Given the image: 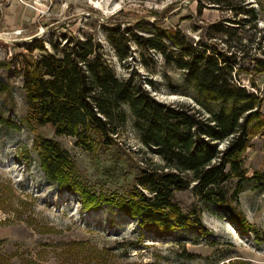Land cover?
<instances>
[{
  "label": "rangeland",
  "instance_id": "1",
  "mask_svg": "<svg viewBox=\"0 0 264 264\" xmlns=\"http://www.w3.org/2000/svg\"><path fill=\"white\" fill-rule=\"evenodd\" d=\"M229 1L234 7L253 9L256 20L250 15L234 17L208 0H0V264H264V185L245 183L239 203L232 205L258 230L260 239L253 232L240 233L226 213L203 202L190 188L176 192L174 200L184 213L196 210L209 235L180 229L158 240L112 205L84 211L78 193L62 191L46 179L34 146L37 137L57 141L74 161L81 186L97 196L123 197L136 184L148 157L141 153L145 149L127 106L129 122L115 144L105 147L94 136L90 150L72 137L56 135L50 125L28 121L25 61L44 54L40 43L52 52L70 36L93 37L119 78L134 76L160 102L195 105L183 71L135 45L127 60L120 61L107 29L120 25L144 36L157 28L178 29L198 41L208 25L246 18L242 38L248 46L243 51L251 59L262 57L264 0ZM241 64V81L263 99L264 114V74L253 73L250 60ZM243 160L248 178L264 174L263 131L252 138ZM226 189L231 191L233 185ZM77 244L80 252H68ZM91 251L102 258L95 260Z\"/></svg>",
  "mask_w": 264,
  "mask_h": 264
},
{
  "label": "trees",
  "instance_id": "2",
  "mask_svg": "<svg viewBox=\"0 0 264 264\" xmlns=\"http://www.w3.org/2000/svg\"><path fill=\"white\" fill-rule=\"evenodd\" d=\"M208 1L234 17L250 15L256 20L253 9L234 7L229 0ZM247 22L243 18L213 23L198 41L178 29L157 28L149 36L120 25L107 29L120 61L127 60L135 45L183 71L194 90L195 105L160 102L134 76L119 78L93 37H65L52 52L40 43L44 54L25 61L23 70L28 121L50 125L56 135L72 137L90 150L94 136L105 147L115 144L129 122L127 106L145 149L141 153L148 156L132 190L107 198L79 184L74 161L57 141L37 137L34 146L46 179L62 191L78 193L84 211L112 205L158 240L180 229L209 235L201 215L196 210L184 213L174 200L176 192L192 188L203 202L226 213L240 233L253 232L260 239L258 230L232 206L239 203L245 183L264 185V174L248 178L244 170L243 155L252 138L264 133L263 99L240 78L246 60L252 62L253 73L264 74V53L251 59L243 51L248 46L242 38ZM145 82L156 89L151 80ZM229 184L231 191L226 189ZM71 249L81 251L78 244L68 252ZM93 251L92 258H102Z\"/></svg>",
  "mask_w": 264,
  "mask_h": 264
},
{
  "label": "bare ground",
  "instance_id": "3",
  "mask_svg": "<svg viewBox=\"0 0 264 264\" xmlns=\"http://www.w3.org/2000/svg\"><path fill=\"white\" fill-rule=\"evenodd\" d=\"M37 2H39V1H37ZM95 6H96V7H102V5L100 4V2H96V3H95Z\"/></svg>",
  "mask_w": 264,
  "mask_h": 264
},
{
  "label": "built area",
  "instance_id": "4",
  "mask_svg": "<svg viewBox=\"0 0 264 264\" xmlns=\"http://www.w3.org/2000/svg\"><path fill=\"white\" fill-rule=\"evenodd\" d=\"M254 91V90H253Z\"/></svg>",
  "mask_w": 264,
  "mask_h": 264
}]
</instances>
